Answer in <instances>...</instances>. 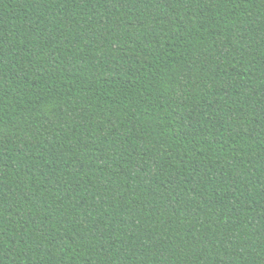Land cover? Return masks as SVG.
I'll list each match as a JSON object with an SVG mask.
<instances>
[{"label": "trees", "instance_id": "obj_1", "mask_svg": "<svg viewBox=\"0 0 264 264\" xmlns=\"http://www.w3.org/2000/svg\"><path fill=\"white\" fill-rule=\"evenodd\" d=\"M0 264H264V0H0Z\"/></svg>", "mask_w": 264, "mask_h": 264}]
</instances>
